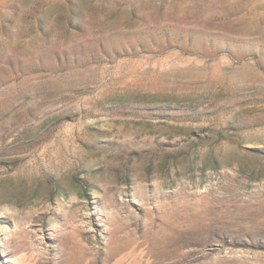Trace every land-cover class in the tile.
Here are the masks:
<instances>
[{"label":"rangeland","instance_id":"rangeland-1","mask_svg":"<svg viewBox=\"0 0 264 264\" xmlns=\"http://www.w3.org/2000/svg\"><path fill=\"white\" fill-rule=\"evenodd\" d=\"M0 264H264V0H0Z\"/></svg>","mask_w":264,"mask_h":264}]
</instances>
